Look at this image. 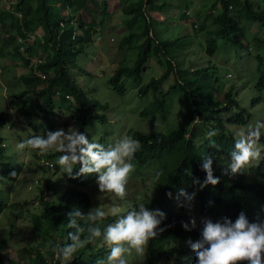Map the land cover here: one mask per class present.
Returning a JSON list of instances; mask_svg holds the SVG:
<instances>
[{
  "label": "rangeland",
  "instance_id": "374dc122",
  "mask_svg": "<svg viewBox=\"0 0 264 264\" xmlns=\"http://www.w3.org/2000/svg\"><path fill=\"white\" fill-rule=\"evenodd\" d=\"M134 1L136 0L97 1L100 12L96 15V24L102 26V31L94 38L93 43L86 47L84 53L77 55L76 65L69 67V71L77 78L88 95L98 98L106 104L93 108L96 113L104 114L99 117H91L87 122L86 135L91 141L107 146L124 135L133 137V133L136 131L157 134L179 129L199 149L211 146L212 140L216 142V139L223 136L222 145L229 142L230 145L226 151L230 153L234 147L236 131L246 128L248 124H254L256 121L264 122V87L259 92L255 87V82L259 78L256 56L260 54L259 49L264 44L263 39L258 36V30L261 28H257L256 25L247 23V21H241L242 40L248 44L237 45L231 40L217 39L215 53L208 55L204 50L206 32L213 26L197 31L193 25L201 24L202 15L197 16L198 11L200 10L202 13L209 11L213 0H155L156 4L163 3V11L161 10L162 12L160 11L158 16L163 15L167 18L164 22L151 23L154 38L157 41H166L177 45L175 47L167 46L164 51L156 48L152 57L148 58L146 67L139 77L136 79L131 76L123 77L125 91L120 93L111 87L108 79L119 60L127 58V62L130 64L136 57L134 49L129 51L130 48L127 46L120 47V42L125 35L139 31L137 25H134L133 29L125 25L127 15L123 11V6ZM251 1L253 5L263 4V0ZM5 2L9 5L12 4L11 6L14 4V0H0V10ZM186 5L188 8H185ZM148 9L152 8L147 7ZM185 9L188 15L182 17L180 14ZM147 14L152 16V13L148 11ZM83 15L85 21H89V16L85 13ZM232 15H235V11ZM179 19L180 21L184 19V21L180 23ZM138 23L144 26L148 23L147 18L141 17ZM230 32L233 33L234 30ZM40 36V32L37 31V36L30 35L27 41L35 46L36 39ZM27 41H20V43H24L25 46ZM139 42L141 40L135 39L133 46ZM254 44H257L258 47ZM42 49H38V54H32L33 63L35 56L38 55L42 58V54H44ZM163 57L171 58L175 67L179 69V83L193 80L195 85H200L199 89L205 95L219 100L220 112L218 114L209 113L210 128L205 126L206 121H194L197 117L192 114L184 90L179 83L172 86L176 81L173 72H170L161 81L157 89L149 88L146 92L140 91V86L143 83L163 72ZM19 61L18 55L0 54V112L5 117L7 125L0 130V148L4 158L2 162L8 168H19V175L12 181L0 175V197L4 201L0 212V241L3 239L6 245L3 252L8 251V256L14 260L18 259L16 258L18 255H22L20 264H24L28 261V255L22 254V249H26L27 254L30 252V244L38 243L40 245L38 249L46 257L50 241L49 238L43 239L40 233H37L35 237L32 236L33 225L30 212L39 215L43 212L39 203L40 196L52 200L58 205L62 201L67 181L64 177L65 172L56 163L60 155L42 160L37 158L40 155L38 151L26 149L24 152H18L15 146L32 135L46 136L48 131L62 128L67 132L70 126L76 127L73 120L75 116L73 110H75L76 104L69 105L56 97L57 100L53 101L54 109L43 108L40 106L41 98L36 94L31 91L22 93L25 89L22 75L30 71L28 66L22 67ZM40 68L41 66L36 64L32 74L38 75L37 72ZM229 74H231L230 79L228 78ZM32 82L31 80L29 86ZM231 87L232 97L228 98L227 92L231 90ZM158 90L166 92L163 112H153V109L149 108L153 105ZM257 95L260 96V100L251 105L250 99ZM70 98L74 101L72 95ZM24 107L29 111L26 117ZM242 107L251 111L247 122L245 124L228 123L227 120ZM211 119L222 121L228 131L220 132L212 128ZM210 130H217V135L211 140L207 137ZM229 134H231V139ZM260 148L263 156L264 129H262ZM228 162V157H219L215 170L223 174L224 167ZM258 162H253L243 174L225 176L229 181L230 179H239L247 183L245 200L250 218L264 221V199L256 196V192L260 190L257 185L260 179L256 173ZM132 163L135 165V171L129 180L128 195L124 200H120L111 193H100L96 184L97 174L85 176L88 180L85 190L90 194L88 210L94 207L102 208L107 213L104 220L109 219L110 223H114L120 215L126 214L133 204L141 202L153 211H162L165 208L174 209L179 214L182 223L191 224L192 218H195L196 226H198L203 225L204 219L210 218L208 214H199L197 185L188 186V188L191 186L195 188L196 202H185V211H183L181 197L179 200L177 199L179 192L171 193V197H169L168 193L161 191L159 183L155 180V168L152 167V165L155 167L154 163H147L140 159H133ZM113 212L117 215H113ZM10 226L13 231L8 234ZM65 229L58 228V234H64ZM189 239L193 242L197 241L194 238H185L163 242L160 248V260L157 264H177L195 254L186 243ZM62 241L64 242L62 238L58 237V245H61ZM109 251L110 249L101 238L97 245L91 244L85 251H82L83 256L77 264H97V261L100 260L106 262ZM29 256L34 257V254ZM143 257H138L133 252L127 257L128 264H142ZM48 259L46 257V260Z\"/></svg>",
  "mask_w": 264,
  "mask_h": 264
},
{
  "label": "trees",
  "instance_id": "16d2710c",
  "mask_svg": "<svg viewBox=\"0 0 264 264\" xmlns=\"http://www.w3.org/2000/svg\"><path fill=\"white\" fill-rule=\"evenodd\" d=\"M98 0H14L13 6L8 5L5 10H0V54H14L20 58L21 66H28L29 73L23 74L22 78L25 83V89L22 93L28 91L33 92L36 96L41 98V107H53V101L62 100L65 103H75L76 107L73 110L75 113L74 122L76 127L86 134L87 122L91 117H99L104 113H96L93 108L99 105L105 106L98 98H93L85 91L79 84L77 78L69 71V67L76 65V58L79 53H84L86 47L93 43L94 38L100 35L102 26L96 24V15L100 12L98 7ZM126 3V2H125ZM11 6V7H10ZM147 7L163 8L162 4H156L155 0H136L123 6V11L127 15L125 25L128 28H134V25L139 26L137 33L130 32L125 35L120 47L127 46L129 51H136V57L129 64L127 58L119 60L118 65L113 68L111 76L108 79L111 87L122 93L125 91L123 77L131 76L134 79L140 76L145 69V64L149 57H152L153 51L157 48L163 51L166 47L173 45L171 42L157 41L151 31L152 19L147 14ZM217 7V8H216ZM185 8H188L187 5ZM209 11L202 13L198 11L197 16H201V24L193 28L197 31L207 29L204 50L205 53L211 55L217 49V39L231 40L234 44L243 45L248 44L244 42L242 36L241 21L256 25L258 36L264 42V0L263 4L253 5L251 0H213L210 4ZM217 11H216V9ZM186 10V9H185ZM235 11V15L232 14ZM184 12V10H183ZM181 16L184 17V13ZM89 16V21H85V16ZM18 14V16H16ZM146 17L147 22L144 26L139 25V19ZM19 17V18H18ZM192 24V23H191ZM234 30L233 33L230 31ZM40 32V38L36 39V45L32 46L28 42V34H35ZM241 33V34H240ZM240 34V35H239ZM135 39L141 40L138 44L133 46ZM246 39V38H244ZM27 41L25 49L20 50L22 45L18 42ZM242 40V41H241ZM177 44H174L175 47ZM256 47L257 44H254ZM6 48V49H5ZM44 50L42 58L37 55L32 63V54H38V49ZM165 48V49H164ZM260 54L256 56V67L259 71V78L255 82L257 92L264 87V44L259 49ZM37 59H40L37 60ZM164 70L159 76L151 77L147 82L140 86L141 92H146L149 88L157 89L163 79H165L170 72L176 76V81L172 86L179 83L178 77L179 69L175 67L171 58L163 57ZM42 68L39 75L32 74L33 68L36 64ZM198 78V76H196ZM33 81L30 86L29 83ZM41 84H43L41 86ZM180 84L184 90L185 98L191 107L193 116L198 117L199 121H206L205 126L210 128L209 113L218 114L220 112L219 100L213 99L203 93L199 89L200 85H195L193 80H185ZM227 92V97H232V87ZM57 92V94H56ZM165 91L158 90V94L153 101V105L149 108L153 112H163L165 102ZM73 96L74 101L70 98ZM57 97V99H56ZM260 100V96H254L250 99V104L253 105ZM148 112V111H144ZM29 111L24 107V115ZM251 116V111L246 107H242L240 111L236 112L228 123L245 124ZM212 128L220 132L228 131L222 121L211 119ZM6 126V120L0 112V130ZM134 139L141 142V149L135 154L134 159H140L147 163H154L152 165L155 171H161L163 175L160 177V189L163 193H176L181 189H187V193L196 192L194 187H189L193 184L194 178H199L201 182L206 178V173L201 170L202 158L211 156L214 160L213 171L214 176L220 178V183L216 186L208 185L202 190L197 187V195L199 199V214H208L213 222L220 220L222 217H228L233 222L238 217L239 213L244 212L250 222L256 220L251 219L249 215V208H247L245 194L247 192V183L239 179L226 178L220 171L215 170L216 163L219 157L226 156L229 158V153L226 151L229 142H224V137L216 139L218 148L212 146H205L201 149L196 147L192 141L186 137L185 133L179 129L170 130L168 133L145 134L139 131L133 133ZM231 139V134H229ZM62 155V153L53 151L47 155H39L38 159L51 158L53 156ZM2 149L0 148V175L8 180H14L16 176H11L13 171L18 174V169L8 168L2 162ZM151 165V164H150ZM79 164H76L73 169V175L79 171ZM8 168V169H7ZM41 169V168H40ZM256 173L260 179V190L256 192V196L264 199V153L262 159L256 166ZM67 181V186L62 194V201L56 205L52 200H47L40 196L39 203L43 208L41 214H35L32 211V236H37L40 233L43 239L49 238V246L46 250V260L44 254L38 249L40 245L35 243L31 245L30 252L26 254V249H22L21 253L28 255V261L24 264H61L55 258V254L51 251L52 245H58V237L62 238L60 246H65L71 241L68 238V233L74 231L67 227L68 213L74 208L78 207L84 213H87L90 205V194L85 190L88 180L85 176H80L75 179L64 174ZM182 207L185 211L184 204L186 201L183 197ZM211 201V204L209 203ZM196 202V198L193 201ZM4 201L0 197V212L3 208ZM133 204L131 207L136 206ZM130 207V208H131ZM129 208V209H130ZM128 209V210H129ZM165 214L161 221V228L165 231L151 240L146 248L142 264H157L160 260L161 244L166 241H177L185 238L200 239L203 225H198L191 231H186L182 227L179 214L174 209L165 208L162 210ZM124 215V214H123ZM159 218V217H158ZM83 223V222H81ZM110 220L106 219L100 225L103 229ZM170 226V227H169ZM66 228L64 234H58V228ZM191 228V224H189ZM13 231L10 226L11 234ZM65 236V237H64ZM99 240V239H98ZM96 241V245L98 243ZM94 244V245H95ZM91 246L88 245L87 247ZM6 245L3 239L0 241V264H20L22 255H18V259L14 260L8 256V251L3 252ZM78 250L74 256L64 262V264H77L78 260L83 256V252L87 248ZM96 247V246H95ZM100 250V249H99ZM97 250V251H99ZM102 250V248H101ZM100 250V251H101ZM34 254V257L29 256ZM196 255L193 254L187 257L184 261L177 264H196ZM247 264V262H245Z\"/></svg>",
  "mask_w": 264,
  "mask_h": 264
},
{
  "label": "clouds",
  "instance_id": "9594fccd",
  "mask_svg": "<svg viewBox=\"0 0 264 264\" xmlns=\"http://www.w3.org/2000/svg\"><path fill=\"white\" fill-rule=\"evenodd\" d=\"M185 13L187 14V11ZM228 78H231V74ZM198 120V117L194 119L195 122ZM262 129L264 122L256 121L234 133V147L229 153L224 175L243 174L253 162L262 159L260 148ZM216 135L217 130H210L207 133L210 140ZM211 146L219 147L214 140L211 141ZM15 147L18 152L29 149L38 151L40 155H47L53 151L62 153L56 163L66 175L75 179L95 173L100 193H111L124 200L128 195L129 180L135 171L132 160L141 149V142L132 136L124 135L105 146L91 141L77 127L70 126L67 132L61 128L48 131L46 136L32 135L17 143ZM213 163L211 156L202 158L201 170L206 173V178L202 182L199 178L193 179V184L198 185L200 190L208 185L216 186L220 183V178L214 176ZM76 164L80 167L74 176L73 169ZM11 168L19 171L18 167ZM16 175H19V172L11 173V176ZM162 175L161 171H157L155 180L158 182ZM168 195L171 197V193ZM195 195L196 192L189 194L181 189L177 199L183 197L190 203ZM209 203L211 204V201ZM106 215L107 213L99 207L91 208L87 213L78 207L69 212L67 227L74 229L68 233L71 243L65 246L52 245L51 251L55 258L64 264L78 250L95 244L102 238L110 251L106 262L100 260L97 264H128V256L134 252L136 256L143 257L149 242L165 231V228L160 227L165 214L159 210H149L142 202L131 207L126 214L120 215L114 223L102 229L100 225ZM113 215L117 213L113 212ZM202 224L201 238L195 242L191 239L186 241L195 252L196 264H245V262L264 264V221L250 222L245 213L241 212L234 222L228 217H222L216 222L210 218L204 219ZM182 227L186 231L194 229L195 218L191 220V228L188 223H182Z\"/></svg>",
  "mask_w": 264,
  "mask_h": 264
},
{
  "label": "crops",
  "instance_id": "0c3cea01",
  "mask_svg": "<svg viewBox=\"0 0 264 264\" xmlns=\"http://www.w3.org/2000/svg\"><path fill=\"white\" fill-rule=\"evenodd\" d=\"M4 1V0H3ZM8 5H9V3H7V2H5V4L3 5V7H2V10H5L6 8H8ZM163 11V9H160V10H158L157 8H152V9H148V12H150V13H152V16H149L151 19H152V23L153 22H157V21H160V22H164L165 21V19L167 18V17H164L163 15H159L158 16V14L160 13V11ZM161 11V12H162ZM185 11H187V10H184V16H187L188 15V13L186 14L185 13ZM181 15V14H180ZM179 21H180V19H179ZM184 21V19H181V21H180V23H182ZM30 35H32L33 37H36L37 36V33H35V34H28L27 36H28V39H29V36ZM38 36H39V34H38ZM24 42V41H23ZM35 57H37V56H35ZM32 59V58H31ZM32 63H33V60H32ZM38 64V63H37ZM23 67V66H22ZM25 67V66H24ZM42 70V68H40L39 70H38V72H37V74L39 75V72Z\"/></svg>",
  "mask_w": 264,
  "mask_h": 264
},
{
  "label": "built area",
  "instance_id": "2783aa9c",
  "mask_svg": "<svg viewBox=\"0 0 264 264\" xmlns=\"http://www.w3.org/2000/svg\"><path fill=\"white\" fill-rule=\"evenodd\" d=\"M21 40H18V42L20 43ZM22 42V41H21ZM22 45V47H20V50L23 51L25 49L24 43H20ZM40 61V59H37ZM41 72H39L40 74Z\"/></svg>",
  "mask_w": 264,
  "mask_h": 264
}]
</instances>
